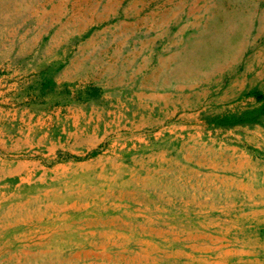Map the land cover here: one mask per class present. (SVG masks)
Segmentation results:
<instances>
[{"label":"rangeland","instance_id":"374dc122","mask_svg":"<svg viewBox=\"0 0 264 264\" xmlns=\"http://www.w3.org/2000/svg\"><path fill=\"white\" fill-rule=\"evenodd\" d=\"M183 1L0 0V264H264V0Z\"/></svg>","mask_w":264,"mask_h":264},{"label":"crops","instance_id":"0c3cea01","mask_svg":"<svg viewBox=\"0 0 264 264\" xmlns=\"http://www.w3.org/2000/svg\"><path fill=\"white\" fill-rule=\"evenodd\" d=\"M85 5H81L80 0L77 5L76 3H73V17L70 16L68 23L77 21L82 22L84 24H96V23H104L106 21H110L114 17H121V19H117L116 21L118 23L125 24L127 21L125 20L126 14H121L119 12V9L121 7V3H119V0H105L103 5L97 0H84ZM198 1H195L194 4L186 6V3L183 0H160V5L157 6V13L154 12L153 16V22L155 23H171L173 18L176 17V9H184L187 7L188 9L192 11V9H195L198 7L197 5ZM184 4V5H183ZM132 6V5H128ZM142 8L144 7V4H141ZM62 6L58 5L57 9H61ZM126 10H129V8H126ZM157 15V18L155 16ZM134 15H138V11L136 10ZM63 13L59 14V17L62 18ZM60 18L55 20L56 23L60 21ZM135 23L143 22L142 18H135ZM86 27L81 28V30H84ZM3 138L0 137V144L2 142ZM3 143V142H2ZM4 144V143H3Z\"/></svg>","mask_w":264,"mask_h":264},{"label":"trees","instance_id":"16d2710c","mask_svg":"<svg viewBox=\"0 0 264 264\" xmlns=\"http://www.w3.org/2000/svg\"><path fill=\"white\" fill-rule=\"evenodd\" d=\"M51 84H54V82L49 78L45 82V85H51ZM254 93L256 100L260 102V104L257 107H253L251 109L241 111L240 114L238 115H231V116L227 115V116H223L222 118L218 117L216 118L217 124L233 125L241 122H251V123L259 122L260 115L264 114V93H260V92H254Z\"/></svg>","mask_w":264,"mask_h":264},{"label":"bare ground","instance_id":"6f19581e","mask_svg":"<svg viewBox=\"0 0 264 264\" xmlns=\"http://www.w3.org/2000/svg\"><path fill=\"white\" fill-rule=\"evenodd\" d=\"M44 2V1H43ZM65 3V2H64ZM184 5V4H183ZM53 15V14H52ZM43 16V15H42ZM70 17V16H69ZM128 26V25H127ZM131 28V27H130ZM247 45V44H246ZM255 47V46H254ZM120 49V48H119ZM165 61V60H164ZM168 67V66H167ZM159 75V74H158Z\"/></svg>","mask_w":264,"mask_h":264}]
</instances>
